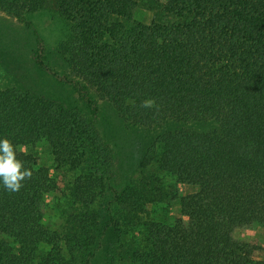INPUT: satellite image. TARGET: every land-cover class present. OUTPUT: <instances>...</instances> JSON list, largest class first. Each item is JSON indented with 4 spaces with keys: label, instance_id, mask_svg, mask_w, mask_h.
Listing matches in <instances>:
<instances>
[{
    "label": "trees",
    "instance_id": "trees-1",
    "mask_svg": "<svg viewBox=\"0 0 264 264\" xmlns=\"http://www.w3.org/2000/svg\"><path fill=\"white\" fill-rule=\"evenodd\" d=\"M139 6L153 12L150 23L135 18ZM0 7L23 21L58 12L68 33L57 50L77 78L65 80L87 101L80 80L95 87L129 123L163 127L138 175L116 187V150L97 126L96 103L93 118L17 79L0 81V139L20 146L17 156L33 173L18 192L0 182V264H93L100 250L104 264H264V245L236 235L264 227V0H0ZM41 43L33 57L56 76ZM149 98L157 107L141 106ZM43 142L59 167L78 172L68 191L39 165L34 147ZM160 172L195 189L169 197ZM50 193L69 203L61 229L45 222ZM177 199L181 215L171 222L149 216V204Z\"/></svg>",
    "mask_w": 264,
    "mask_h": 264
},
{
    "label": "rangeland",
    "instance_id": "rangeland-1",
    "mask_svg": "<svg viewBox=\"0 0 264 264\" xmlns=\"http://www.w3.org/2000/svg\"><path fill=\"white\" fill-rule=\"evenodd\" d=\"M135 18L150 23L153 19V12L145 6H139L135 10ZM27 20L9 15L0 7V81L6 83L8 80H15L26 87L47 96L59 99L68 106L80 108L89 117H95V103L98 105L97 126L104 136L116 150L115 177L113 183L116 187H123L132 178L138 175V167L142 157L153 141L155 134L162 129L161 126L145 127L125 121L117 112L114 105L104 98L95 87L82 82L83 88L92 101H87L82 97L84 90L74 84L68 83L65 77H75L66 63L63 55L57 50V45L68 33V26L64 18L53 9L41 10L30 13ZM42 42V43H41ZM45 47L44 59L49 66L57 73L53 75L44 68L39 67L33 57L39 44ZM8 52V53H7ZM17 56V57H16ZM16 57L18 60L15 61ZM67 79V78H66ZM40 166H46L57 182L58 188L68 191L77 171L67 167H59L54 159L52 148L48 143H38L35 145ZM32 148H28L30 151ZM154 169V165H150ZM169 197L175 193L179 196L192 192L195 187L190 184L178 183L176 178L168 172H160ZM113 198V192L108 190L99 209L103 222L109 219L107 207ZM170 199V198H169ZM45 222L54 229H61L64 225V211L69 203L60 193H50L46 197ZM151 218L162 222H171L181 215L180 200H165L148 205ZM237 237L254 241L264 245V227H253L251 229L240 230ZM264 257V252H263ZM105 263V251L100 250L94 257L93 264Z\"/></svg>",
    "mask_w": 264,
    "mask_h": 264
},
{
    "label": "clouds",
    "instance_id": "clouds-1",
    "mask_svg": "<svg viewBox=\"0 0 264 264\" xmlns=\"http://www.w3.org/2000/svg\"><path fill=\"white\" fill-rule=\"evenodd\" d=\"M145 109L157 107L152 98L146 99L141 105ZM19 145H14L8 138L0 139V182L8 192H18L23 187V181L31 179L33 173L24 166V161L18 158Z\"/></svg>",
    "mask_w": 264,
    "mask_h": 264
}]
</instances>
